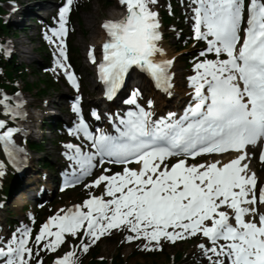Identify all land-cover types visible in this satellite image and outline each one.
<instances>
[{"label":"snow or ice","instance_id":"1","mask_svg":"<svg viewBox=\"0 0 264 264\" xmlns=\"http://www.w3.org/2000/svg\"><path fill=\"white\" fill-rule=\"evenodd\" d=\"M120 2L127 5V15L120 21L103 24L111 37L103 45V78L114 89L130 66L139 65L147 66L158 80L166 79L170 62L157 63L152 59L160 51L156 46L160 39L157 13L149 8L155 0ZM195 2L198 5L194 10L196 38L214 37L208 41V51L214 50L217 55L226 53L228 59L196 65L198 70L203 69L192 78L197 85L199 103L184 121L162 123V126L156 122L150 124L147 113L141 111L128 121L127 129L119 136L94 138L95 153L84 154L79 146H66L75 148L74 158L84 175L96 167L93 161L97 156L98 163L109 157L114 158L110 162L125 167L122 173L101 174L92 185H85L99 187L103 183L104 195L109 199L91 196L83 205L61 210L63 215L51 217L36 236L37 242L46 236L54 237L44 247L55 251L65 233L78 235L81 229L95 243L112 229L127 227L135 234L127 237L129 241L143 238L159 243L163 237L175 242L184 239L185 233L193 236L202 233L213 245L208 249L199 245L205 253L227 257L229 264H264V213L249 207L258 201L264 203V190L257 192L255 174L248 175V165H242L245 155L222 166L218 161L189 165L184 159L170 167L166 164L168 157L241 151L246 145L264 139V0H250L248 26L243 29L246 38L238 50L236 45L241 40L239 33L244 19L243 0ZM71 3L72 0H67L68 5ZM68 11L67 6L61 10L58 35L65 34ZM60 54L64 56L63 47ZM60 67L64 65L61 63ZM68 78L75 83L71 74ZM238 81L243 82L242 86ZM205 84L210 97L203 94ZM4 126L0 121V128ZM80 128L93 139L83 121ZM13 131L8 129L0 140L9 139ZM261 158L264 159V154ZM133 162L140 165L138 170L127 166ZM225 206L232 210L231 217L229 212L221 210ZM247 215H258L259 226L246 221ZM221 240L227 243L218 245L217 241ZM82 248L86 253L89 244H83ZM25 253L29 257L33 255L25 239H20L17 247L9 246L6 252L0 247V257H9L4 264H26ZM73 256L70 251L56 264H72ZM213 264H225V261L217 259Z\"/></svg>","mask_w":264,"mask_h":264},{"label":"rangeland","instance_id":"2","mask_svg":"<svg viewBox=\"0 0 264 264\" xmlns=\"http://www.w3.org/2000/svg\"><path fill=\"white\" fill-rule=\"evenodd\" d=\"M62 1L64 0H15V10L10 11L5 17L8 23L12 26V31L15 30V27L18 28L17 36L15 37L13 32H10L9 35L12 38H9V40L14 43L13 53L16 54L18 61L29 67L27 78L30 81L36 80L37 75H40V73H38V71H32V68L34 67L38 70V68L42 67L41 64L44 63L48 68H46V73L44 72L42 76L45 77L46 75H49L53 78L52 80L55 82L56 86L49 89L42 97L34 95L33 93L24 92L26 106L23 107L10 106L6 101L7 93L0 96V118L4 121L10 122H16L18 119L19 121L17 122L19 123L25 121V128L30 126V132L27 137H15L19 144H22L23 148L26 150L28 163L26 164L25 174H27V176L25 177L24 174V177H22L13 197L11 199L6 198L4 203H1L0 232L2 230L4 236L0 239V247L2 248L9 246L16 247L21 236L27 233V248L32 249L35 243V239L32 236V232L35 230V222L33 223V220L38 221L36 222L38 225L35 223L37 236L40 233L41 227L55 214H59L64 208H68L73 203H81L85 197H105V185L103 183L99 187H86L85 185H92V182L101 174L108 175L107 169L105 168L106 164L95 169L94 176L82 180L80 184H77L66 191H60L58 189V180L62 174L61 170H67L71 173L72 169L76 168L73 166L74 161L68 154L70 148L66 147L67 145H73L75 139L66 133L64 127L61 129L60 126L71 119L70 100L77 93V90H74L73 88L69 89L65 85L62 72L56 66V59L63 60V56L59 54L61 47L64 49H68L69 47L71 49L74 54L73 66L77 70V76L83 83V89L81 88V90L83 93L87 94L84 98V103L89 106L94 104L98 105L100 101L96 100H100L101 96L99 97V95L101 94H99V89L95 84L93 66L87 61V50L92 45V35H95L101 30L102 22L109 17L113 18L115 14L119 13V8L123 11L127 9V5L122 4L120 0H72L71 12L69 14L67 13L68 16L64 23V26L67 29L66 45L59 47L52 44L50 38L52 32L51 30L49 32V24L46 25L45 20L51 18L52 21L55 19L54 22L57 24L61 23L59 19L60 16L58 15L60 2ZM169 1L170 0H155V3L149 4V8L151 11L157 13V21L159 23L158 30L162 46L167 49L169 57L173 59L174 64L176 63V66L174 67L176 72L175 75H177V82L173 87L181 90V92L183 91L182 93L190 90V96L195 86L192 78L196 77L198 72L203 71V69L198 70L196 65L206 61L219 62V59L215 56L212 60H205L202 57H197L194 61H191L186 65L187 62L183 59L184 56L189 53L192 55L195 51L198 52L199 56H204L205 53L208 52L207 42H203L202 46L198 48L192 45V47L185 49L186 51L184 54L180 55V52L173 44L174 35L178 33V28L173 25H164L160 21V10H169L171 8ZM78 2L81 4L78 15L81 24H79L76 19L75 21H70L69 18L72 15L73 7L76 6ZM243 3L245 6L243 16L245 18V10L249 5L250 0H243ZM29 4L35 6L32 7ZM0 5L9 8L5 2H0ZM195 5V0H178L177 12L179 13V19L177 25L184 26V30L188 29L194 31L192 23L195 15ZM51 12H54V14L49 17ZM181 17H183L182 21ZM43 43L46 44L45 47L47 48V51L49 49L46 56H44V52L39 53V47ZM95 51L98 53L100 49ZM70 66L74 70L71 64ZM142 81V79L132 76L127 82L125 92L129 89H135L141 96V93H143L141 105L143 104L147 110L152 111L156 108L158 103L153 95L148 96L146 94L147 92L149 93V89H143L140 87ZM136 83L140 86H136ZM15 86L17 88L23 87L22 79H17ZM92 89H95V92ZM92 96L94 97L91 98ZM124 99L128 102L127 93L124 94ZM188 99H185L182 104L186 103ZM167 110H170L168 106L167 108L163 107L158 113L162 114ZM24 138L41 143L43 149L38 152L29 150ZM246 155L252 168V174H255L257 179L258 191L259 185L264 182V164H259L256 160L252 159L250 151H247ZM226 157L228 156H220L218 159L224 160ZM41 158L50 160L54 165V169L41 167L39 165L41 163ZM212 159V157L202 158L199 162H188V164H208ZM1 160H3V157L0 152V162ZM28 178H33L34 181L26 184V182L29 181ZM25 186L31 188L28 193L29 195L23 193V190L26 188ZM23 195H25V197H23ZM263 206L264 204L257 203L256 205L249 207H255L256 211L261 213L262 209H264ZM226 209L229 213L232 212L231 209ZM9 216H14V219L16 220L18 227L15 228V230L7 228L6 222H8ZM250 217L251 215H247L245 220L249 221ZM252 220L258 224L257 215L253 216ZM207 223L210 226V222ZM28 228H32V231L29 232ZM52 230L56 231L55 227H53ZM169 231H172V229H169ZM129 235L135 236V234L131 233L127 227H121L118 229H112L109 233L103 235L98 241L92 243L91 238L84 235V229H81L78 235L65 233L63 242L55 249V251L51 248L44 247V245L49 244L54 239V237L46 236L45 239L39 242V244H41L39 245L40 249L44 248L46 250V252L43 253L42 258L37 260V262H32L26 253V264H51L55 257H64V255L70 251L74 253V256L71 258L72 264H76V261L80 256H83L86 260V258L89 257V254L107 261L116 257L118 254L116 258L120 260V263L126 264H152L154 262L164 264H184L179 262L172 263L169 258H172L176 252L192 254L196 250H203L201 254L205 255L207 258L211 257L213 262L217 259H221L225 261V264H229L227 257H217L211 252L205 253V250L199 247L201 244L205 246V249L213 246L212 242L204 237L202 233H197L194 236L185 233L184 239H177L175 242L168 241L162 237L159 243L143 238L129 241L127 240ZM85 243L89 244V250L86 253L82 248V245ZM224 243L227 242L223 240L217 241L218 245ZM147 252L152 253V255H146ZM1 264L4 263L1 262Z\"/></svg>","mask_w":264,"mask_h":264},{"label":"trees","instance_id":"3","mask_svg":"<svg viewBox=\"0 0 264 264\" xmlns=\"http://www.w3.org/2000/svg\"><path fill=\"white\" fill-rule=\"evenodd\" d=\"M170 9L167 10H160V18L164 25H173L177 27L178 33L174 35V47L177 48V50L180 52V55L184 54L186 51L185 49L192 47L193 40L191 38V32L187 29L184 30V26L177 25L178 19H179V13L177 12L178 8V0H170L169 1ZM81 4L80 2L77 3L76 6H74L72 15L70 16L71 21H76L81 24V21L79 19V12H80ZM7 13V10L4 6L0 5V41L4 39V36H7L10 34V32H13L17 36V30L18 28L15 27V31H12V26L8 21H6L4 15ZM183 17H181L182 21ZM49 21V19H47ZM182 23V22H181ZM171 32V30H170ZM193 46H196L197 48L201 46V42H197ZM39 53L44 52V56H46L47 48L45 47L44 43L41 44L39 47ZM189 53V52H188ZM190 53L186 56H184V60L186 65H188L189 62L197 58L198 52L195 51L192 55ZM43 56V57H44ZM209 57L212 56L211 54L208 55ZM74 54L71 51L70 59L73 62ZM46 58V57H45ZM42 67L38 68H32V71L40 73V75H37V79L34 81H30L27 77V71L29 67L18 61V58L15 54L10 55L9 57L5 56L2 51H0V91L4 90L7 92L13 91L15 87V82L17 79H22L23 82V89L28 93H33L34 95H38L40 97L44 96L46 92L49 89H52L56 86L55 82L52 80L49 75H46L45 77L42 76L43 73L46 71V66L44 63L41 64ZM40 69V70H39ZM46 73V72H45ZM53 128V127H52ZM28 146L31 151H41L43 149V146L39 142L29 141ZM41 163L39 164L43 168H49L54 169V165L51 163L50 160H47L46 158H41ZM22 178L19 177L14 171L10 170L7 173V179L5 180V184L3 185L2 189L0 190V198H8L11 199L13 195L15 194V190L17 189L18 185L20 184ZM7 224L10 227H15L17 225L16 220L14 219V216L8 217ZM120 251V249H119ZM203 250H196L192 254H184L181 252H176L172 258H169L172 263H184V264H213V260H210L209 258L205 257V255H202ZM33 255H32V261H37L42 258V255L44 252H46L45 249H40L38 244H35L33 249ZM118 255V254H117ZM116 255V257H117ZM146 255H152V253L147 252ZM82 257V258H81ZM116 257L111 258L109 261V264H126V263H120V260ZM76 264H108L107 260L105 259H98L96 256L89 254V257L83 258V256H80V258L76 261ZM152 264H164V263H152Z\"/></svg>","mask_w":264,"mask_h":264},{"label":"bare ground","instance_id":"4","mask_svg":"<svg viewBox=\"0 0 264 264\" xmlns=\"http://www.w3.org/2000/svg\"><path fill=\"white\" fill-rule=\"evenodd\" d=\"M30 6H35L33 4H29ZM120 9V8H119ZM127 11V9H125L123 11L122 14H124L125 12ZM119 14H115V16H118ZM120 16V15H119ZM118 16V17H119ZM109 20L111 19H114V18H111L109 17L108 18ZM159 32V30H158ZM105 34L102 30V25H101V30L99 32H97L95 35H92V39L93 41H91L92 45L89 47V48H93L94 50H98V49H102L103 50V45L105 44ZM156 46L158 49H160L159 52H157V56L159 57H163L165 58L168 62H170L168 65L170 66L169 68V71H168V74L170 76H172L173 78V86L176 85V72H175V67L176 66V63L174 64L173 62V59L169 57V52L167 51V49L162 46V41L159 39L157 42H156ZM200 72H198L199 74ZM136 86H138L139 84L136 83L135 84ZM141 85V86H140ZM139 86L143 89H149V93L147 92L146 94L148 96L150 95H153L154 98L157 100V106L153 111L154 114L158 113L159 110H161L163 107H166L167 106L170 108V110H167L166 112L162 113L159 117H158V122H160L161 124L162 123H171V122H174V119L176 118V116L178 114L180 115H185L187 114L188 112L186 111V108L185 107H181L182 105V102L185 100V99H190L192 97V95L189 96V92L190 90H187L185 91L184 93L181 92V90L177 89L176 87H171V88H167V89H161L160 91H153L152 89H150V87L148 86V84L146 83L145 80L142 81V83L140 84ZM196 83H195V86L192 90L191 93H194L196 91ZM95 88V87H94ZM96 89V88H95ZM95 89L93 90L95 92ZM206 91H207V88H206ZM145 93V92H144ZM142 96H143V93H141ZM206 95H210L209 92H206ZM138 96V100L140 103H142V96L140 94L137 95ZM94 96H92L91 98H93ZM96 101H100V100H96ZM95 101V102H96ZM52 102V101H51ZM138 102V103H139ZM139 103V104H140ZM48 104V103H47ZM101 105L102 103H98V105ZM102 113L105 114V113H113V109L111 108V104H109V107H107L106 105H102ZM143 112H147V108H145V106L142 104L141 106L139 105L138 106ZM129 108V106L127 105V103H122L120 105V108L117 110L118 112H121V111H126L127 109ZM176 109H178V112L176 111ZM55 114V113H54ZM28 117V116H27ZM68 154L71 158H74L77 156L76 152L73 151L72 149H70L68 151ZM240 155H245V160L242 161V165L243 164H247L248 165V169H247V174L248 175H252V168H251V165H250V162H248V158H247V155L245 154V150H241V151H235V152H232V153H229L228 154V157L224 160L222 159H218L220 156L222 155H213V156H210L212 157V161H210L209 163H212V162H216L218 161L220 166H222L226 161L227 162H230L232 159H235L237 158L238 156ZM74 160L76 161V163L74 164L75 167L79 166L78 162H77V159L74 158ZM29 181L26 182L29 183V182H33L34 179L33 178H28ZM257 181V179H256ZM26 188L23 190L24 192L23 193H26L27 195H29V190L31 189L30 187L28 186H25ZM37 195V194H36ZM23 197H25V195H23ZM264 208V206H263ZM261 213H264V209H262V212ZM246 218V216H245ZM251 218H253V216L251 215Z\"/></svg>","mask_w":264,"mask_h":264}]
</instances>
